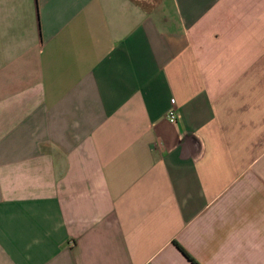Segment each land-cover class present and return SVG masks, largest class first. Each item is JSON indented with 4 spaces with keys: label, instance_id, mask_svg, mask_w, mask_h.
Masks as SVG:
<instances>
[{
    "label": "crops",
    "instance_id": "1",
    "mask_svg": "<svg viewBox=\"0 0 264 264\" xmlns=\"http://www.w3.org/2000/svg\"><path fill=\"white\" fill-rule=\"evenodd\" d=\"M178 245L264 264V0H0V264Z\"/></svg>",
    "mask_w": 264,
    "mask_h": 264
},
{
    "label": "built area",
    "instance_id": "2",
    "mask_svg": "<svg viewBox=\"0 0 264 264\" xmlns=\"http://www.w3.org/2000/svg\"><path fill=\"white\" fill-rule=\"evenodd\" d=\"M175 99H172V104H173V108L170 110V112L168 113V118L171 122H175L177 119V110H176V106H175Z\"/></svg>",
    "mask_w": 264,
    "mask_h": 264
},
{
    "label": "trees",
    "instance_id": "3",
    "mask_svg": "<svg viewBox=\"0 0 264 264\" xmlns=\"http://www.w3.org/2000/svg\"><path fill=\"white\" fill-rule=\"evenodd\" d=\"M178 246H179V248L183 251V253L189 257L190 261H191L193 264H199V263H197L194 259H192V258L190 257V255L187 253V251H186L182 246H180V245H178Z\"/></svg>",
    "mask_w": 264,
    "mask_h": 264
}]
</instances>
